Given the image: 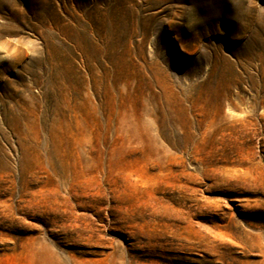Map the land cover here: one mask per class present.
Returning <instances> with one entry per match:
<instances>
[{
    "label": "rangeland",
    "instance_id": "374dc122",
    "mask_svg": "<svg viewBox=\"0 0 264 264\" xmlns=\"http://www.w3.org/2000/svg\"><path fill=\"white\" fill-rule=\"evenodd\" d=\"M0 264H264V0H0Z\"/></svg>",
    "mask_w": 264,
    "mask_h": 264
}]
</instances>
